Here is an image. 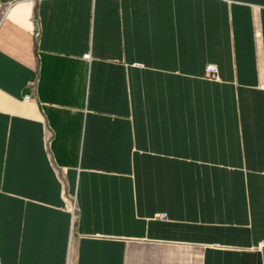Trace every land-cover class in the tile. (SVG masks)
I'll return each mask as SVG.
<instances>
[{"label": "crops", "instance_id": "obj_1", "mask_svg": "<svg viewBox=\"0 0 264 264\" xmlns=\"http://www.w3.org/2000/svg\"><path fill=\"white\" fill-rule=\"evenodd\" d=\"M0 264H264V0H0Z\"/></svg>", "mask_w": 264, "mask_h": 264}, {"label": "built area", "instance_id": "obj_2", "mask_svg": "<svg viewBox=\"0 0 264 264\" xmlns=\"http://www.w3.org/2000/svg\"><path fill=\"white\" fill-rule=\"evenodd\" d=\"M205 72H206V74H208L210 76H216L217 68L213 64H206ZM26 97H28V95ZM72 207H73V205H72ZM163 217H164V215H161V218H163Z\"/></svg>", "mask_w": 264, "mask_h": 264}, {"label": "rangeland", "instance_id": "obj_3", "mask_svg": "<svg viewBox=\"0 0 264 264\" xmlns=\"http://www.w3.org/2000/svg\"><path fill=\"white\" fill-rule=\"evenodd\" d=\"M66 204L69 208H72V205L74 206V200L71 196H66L65 197ZM161 215H164L163 213H160L158 216L161 218ZM164 218V217H163Z\"/></svg>", "mask_w": 264, "mask_h": 264}]
</instances>
